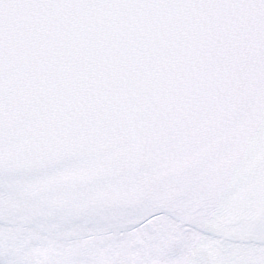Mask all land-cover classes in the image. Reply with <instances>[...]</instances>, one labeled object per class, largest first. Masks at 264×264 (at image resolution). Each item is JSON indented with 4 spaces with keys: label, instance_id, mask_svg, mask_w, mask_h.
I'll return each instance as SVG.
<instances>
[{
    "label": "snow or ice",
    "instance_id": "6c2138e0",
    "mask_svg": "<svg viewBox=\"0 0 264 264\" xmlns=\"http://www.w3.org/2000/svg\"><path fill=\"white\" fill-rule=\"evenodd\" d=\"M0 264H264V0H0Z\"/></svg>",
    "mask_w": 264,
    "mask_h": 264
}]
</instances>
